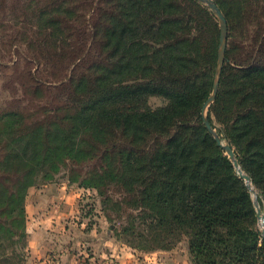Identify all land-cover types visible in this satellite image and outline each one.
I'll return each mask as SVG.
<instances>
[{"label": "trees", "instance_id": "trees-1", "mask_svg": "<svg viewBox=\"0 0 264 264\" xmlns=\"http://www.w3.org/2000/svg\"><path fill=\"white\" fill-rule=\"evenodd\" d=\"M214 2L230 40L208 117L220 121L264 209V0ZM45 3V31L84 27L93 47L72 49L69 36L62 104L31 126L20 112L0 116L21 133L1 162L0 227L25 245L28 189L69 167L70 180L103 197L111 188L125 194V232L146 250L185 237L192 264H264L254 198L203 120L221 36L214 12L198 0ZM148 96L170 103L142 109Z\"/></svg>", "mask_w": 264, "mask_h": 264}, {"label": "rangeland", "instance_id": "rangeland-1", "mask_svg": "<svg viewBox=\"0 0 264 264\" xmlns=\"http://www.w3.org/2000/svg\"><path fill=\"white\" fill-rule=\"evenodd\" d=\"M45 1L0 0V116L6 109L20 112L30 126L50 108L62 104L64 89L59 81L65 79L68 71L64 56L70 49L69 36L72 49L87 54L93 47L84 27L70 30L66 27L56 32L55 37L45 31L50 18L40 12L43 6H48ZM60 1L72 6L98 4V0ZM63 8H66L64 3ZM229 40L228 34V43ZM93 60H96L95 48ZM217 69L218 62L215 78ZM216 100L208 107V115ZM169 103L164 97L148 96L140 106L156 110ZM213 117L214 129L224 143L231 144L222 132L220 121L214 114ZM20 136V132L15 133L0 123V169L1 162L14 153L11 148L18 147ZM70 173L69 167H63L53 178L40 177L28 189L26 244L9 237L0 227V264H12L18 255L23 264H186L189 254L185 237L168 249L142 248L141 243L145 242L141 238L135 239L136 236L125 232L131 211L124 204L125 194L111 188L108 197H103L97 189L70 180ZM254 189L258 196L259 190ZM257 220L258 228L264 232V219L257 217Z\"/></svg>", "mask_w": 264, "mask_h": 264}, {"label": "water", "instance_id": "water-1", "mask_svg": "<svg viewBox=\"0 0 264 264\" xmlns=\"http://www.w3.org/2000/svg\"><path fill=\"white\" fill-rule=\"evenodd\" d=\"M199 1L206 4L214 12V14L218 17L220 21V27H221L218 69L216 72V78H215L214 85H213V92L211 96L209 97V99L205 102L204 107H203V111H202L203 120L208 130L215 136L217 143L226 150L227 154L233 161L235 167L238 169V172L240 173L241 177L245 179L248 188L253 193L254 202H255L256 209H257V215H258V218L261 220L262 218L264 219V216H262L264 214L262 212V208H261L258 196H257V192L254 189V185L252 184L251 177L246 172H244L243 169L241 168L236 152L234 148L232 147V145L223 142L221 136L216 132L213 124L211 123L208 117V107L210 106L212 102L216 100L218 93H219V89H220L221 75H222V70L225 65L226 52H227V47H228L229 25H228V20L225 14L222 12L219 6L214 2V0H199ZM261 233L264 238V232L262 231Z\"/></svg>", "mask_w": 264, "mask_h": 264}, {"label": "crops", "instance_id": "crops-1", "mask_svg": "<svg viewBox=\"0 0 264 264\" xmlns=\"http://www.w3.org/2000/svg\"><path fill=\"white\" fill-rule=\"evenodd\" d=\"M188 254H189V257L187 258V261H186V264H192V261L190 260V253H189V249H188ZM165 261L166 260H169V257L167 259H164ZM137 264H147L146 262H141V263H137Z\"/></svg>", "mask_w": 264, "mask_h": 264}, {"label": "bare ground", "instance_id": "bare-ground-1", "mask_svg": "<svg viewBox=\"0 0 264 264\" xmlns=\"http://www.w3.org/2000/svg\"><path fill=\"white\" fill-rule=\"evenodd\" d=\"M263 226V225H262Z\"/></svg>", "mask_w": 264, "mask_h": 264}]
</instances>
